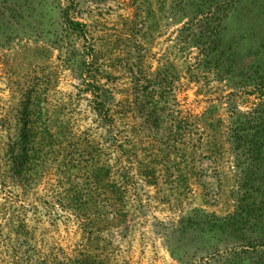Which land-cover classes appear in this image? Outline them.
<instances>
[{"label":"rangeland","instance_id":"1","mask_svg":"<svg viewBox=\"0 0 264 264\" xmlns=\"http://www.w3.org/2000/svg\"><path fill=\"white\" fill-rule=\"evenodd\" d=\"M28 256L264 264V0H0V264Z\"/></svg>","mask_w":264,"mask_h":264},{"label":"trees","instance_id":"2","mask_svg":"<svg viewBox=\"0 0 264 264\" xmlns=\"http://www.w3.org/2000/svg\"><path fill=\"white\" fill-rule=\"evenodd\" d=\"M30 124V121H25V128L22 130L21 137H20V144L18 145L20 152H21V158L25 160L27 157H29L31 151L35 149V145L37 144V136L35 128ZM25 264H99V262L95 261H89V260H83V261H77V259L71 260L69 259L66 263L60 262L58 260H54L51 262H46L42 259H37L36 261H32L31 257L28 256L24 259ZM102 264V263H101Z\"/></svg>","mask_w":264,"mask_h":264}]
</instances>
